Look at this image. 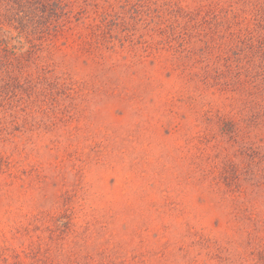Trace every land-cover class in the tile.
<instances>
[{
	"label": "rangeland",
	"instance_id": "rangeland-1",
	"mask_svg": "<svg viewBox=\"0 0 264 264\" xmlns=\"http://www.w3.org/2000/svg\"><path fill=\"white\" fill-rule=\"evenodd\" d=\"M218 1L64 0L43 19L0 95V264H264L251 179L264 142L198 117L233 113L218 87L189 82L167 39L191 31V15L221 14ZM186 133L207 135L213 164L241 179L197 171Z\"/></svg>",
	"mask_w": 264,
	"mask_h": 264
},
{
	"label": "trees",
	"instance_id": "trees-1",
	"mask_svg": "<svg viewBox=\"0 0 264 264\" xmlns=\"http://www.w3.org/2000/svg\"><path fill=\"white\" fill-rule=\"evenodd\" d=\"M217 4L221 14L210 13L203 26L199 25L197 17L191 15L187 29L192 30L175 34L173 40L168 35L167 39L179 41L183 47L176 53V60L182 62L183 72H188L189 82L202 80L206 88L218 87L227 95L226 101L233 113L226 116L211 107L204 114L197 110L198 117L208 119L211 126H218L226 135L233 133L264 142V0H220ZM65 6L64 0H0V95L1 92L9 95L10 87L21 80V76H15L13 71L19 69L17 64L23 63L26 53L34 54L36 41L50 29L43 19L61 16L58 14L66 9ZM196 25L199 27L197 32L194 31L198 28ZM14 41L22 46L13 45ZM166 45H170L166 50H172L171 42ZM8 73L11 75L5 76ZM175 107L165 109L171 117L179 114L180 108ZM175 128L181 130V123L178 122ZM184 136L189 151H197L192 158L197 171H202L205 177L214 174L217 182L223 178L231 185L241 179L244 171L236 169L231 161L224 159L220 164H213L212 154L200 146L210 142L207 135L186 133ZM255 149L252 158L255 173L251 174V179L259 193L264 190V146ZM204 162L218 171L203 167ZM236 200L239 203L240 199Z\"/></svg>",
	"mask_w": 264,
	"mask_h": 264
}]
</instances>
